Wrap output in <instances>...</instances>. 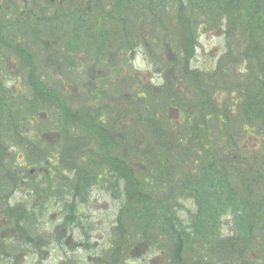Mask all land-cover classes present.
Listing matches in <instances>:
<instances>
[{
  "label": "rangeland",
  "instance_id": "rangeland-1",
  "mask_svg": "<svg viewBox=\"0 0 264 264\" xmlns=\"http://www.w3.org/2000/svg\"><path fill=\"white\" fill-rule=\"evenodd\" d=\"M106 1L0 0V99L4 100L0 121L11 112L21 124L12 140L4 122L0 130V175L5 174V180L0 177V195H4L0 197V264H184V251L196 241L190 240V231L198 228L202 215L200 226L208 225L215 234L210 240L194 237L196 245L216 250L213 245L223 242L230 258L243 254L239 262L234 258L232 262L222 253L216 257L225 254V259L218 262L264 264V252L257 251L264 242V216L259 220V213L264 214V109L257 111L262 114L259 119L250 120L251 107L240 92L243 89L250 101L264 98V74L252 87L253 48H244L261 41L264 49V28L259 23L251 28L232 24L236 12L249 20L257 7L258 22H264V0H235L238 11L221 18L219 12H212L217 10L212 5H193L191 16L190 3L195 0H127L124 9L112 1L115 12L110 16ZM202 10L209 11L211 23L202 19ZM23 48L33 62L26 60ZM32 64L37 67L35 79L30 75ZM224 68L229 78L223 77ZM207 81L213 90L210 98L204 94ZM43 82L46 102L55 111L59 102L65 104L69 123L77 128H81L78 121L85 124L87 119L98 127L101 118L104 127L118 123L113 152L132 150L129 158L132 155L143 166L129 163L125 172L107 167L105 158L84 162L76 152L64 151L53 158L49 154L57 153L28 159L33 146L51 152L64 141L57 131L63 123L61 112L55 118L47 109L40 128L20 122L24 111H19L25 109L27 116L32 103L45 98L39 86ZM206 116L211 119L206 121ZM168 121L176 129L174 141L187 142L185 147L178 144L180 150L184 147L180 152L159 148L170 146L167 135L157 129L161 123V130H169ZM54 124L58 127L51 133ZM85 136L88 141L98 138L90 129ZM154 142L160 156L153 150ZM116 155L122 160L120 152ZM61 158L66 164L62 171ZM150 160L162 180L148 176L144 165ZM215 188L233 201L217 195L223 201L220 208L209 202L202 210L203 192ZM245 200L251 205L250 222L244 213L234 212ZM228 204L233 207L227 208ZM28 207L34 211H25ZM147 209L148 223L151 218L155 230L160 229L157 239L162 244L157 247L153 242L141 244L143 236L137 235L142 225L137 219ZM210 215L217 220L206 222ZM244 220L249 222L245 227ZM255 220L260 242L250 237L253 232L247 226ZM196 250L212 255L202 247Z\"/></svg>",
  "mask_w": 264,
  "mask_h": 264
},
{
  "label": "trees",
  "instance_id": "trees-1",
  "mask_svg": "<svg viewBox=\"0 0 264 264\" xmlns=\"http://www.w3.org/2000/svg\"><path fill=\"white\" fill-rule=\"evenodd\" d=\"M112 1H117L118 3H120V5L122 4L121 5V8L122 9H124L125 7H128L127 6L128 5L127 0H107L106 1V4H107V8L108 9L106 8V10H105L107 12V15L109 13L110 16H112L114 14V12H115V7L112 6V3H113ZM154 2H155V5H156V8H157V2L156 1H154ZM235 2H236L235 0H195L194 1V4H191L190 3V10H191L190 11V15L191 16L193 15V9H194L193 5L195 7H197V6H203V7H205V5H212V7H216L217 8V10H212V12L213 13L215 11L219 12V18H221L223 15H225L226 17H229L230 14H232V16H234V13L237 10L234 7ZM214 4H216V5H214ZM156 8H154V9H156ZM257 8H256V11H255V14L252 15V16H250L249 20H247L246 17H244V16H243V18L240 17V14L238 15L237 12H236V16H234V18L232 20V24L235 27H238V26H240L243 23V24H245V26H249L251 28V25H252V27H254V25H257V23H259V27L260 28H264V22H262V21L258 22L259 16H258V10H257ZM147 11L152 12V10H147ZM202 11L204 12V15H202V19H205L206 18V21H205L206 24L207 23H211V20L212 19L209 18V16L211 15V14H209V11H205V10H202ZM122 12L128 13L125 10H122ZM208 18H209L210 21L208 20ZM244 20L245 21L247 20L248 23L247 22H243ZM169 26L172 27V24H170ZM150 27L152 28V26H150ZM174 29L175 28L172 27L171 28V31H174ZM240 29H241V27H240ZM250 32H251V30L249 31V33ZM253 32H254V30H253ZM242 33L243 32L240 31L239 34H242ZM171 35H173V32L171 33ZM263 35H264V33H263ZM124 36L125 35L122 34V37H124ZM164 37L166 38V33H165V36ZM260 42L261 41H259L258 43H256V45L251 44V45H249L247 47H244V48H246L245 50H251L253 48L252 54L249 56V58L253 60V62H252L253 64L252 65L256 66L255 71L253 73V78H252V80L250 82V84L252 83V87L254 85H257L254 82H259L261 80L260 79L261 74H264V49L261 48ZM22 50H23L22 53L25 55L26 60L29 61V62H33L34 61L33 56L29 52V50L27 48H23ZM244 53L246 54L245 51H244ZM242 54H243V52H242ZM235 65L238 67V64L237 63H235ZM31 71L32 72H31L30 75H31L32 78L35 79L36 78L35 73L37 72V67L33 65V68H32ZM228 72H229L228 69L227 68H224V70H223V77L224 78H229L230 73H228ZM209 83L210 82H208V81L206 83H203V88H205L204 89V94L205 95L207 94L206 96H208L210 98V96L213 94V90L210 89V88H208L209 87L208 86ZM234 83H237V82H233V84ZM39 86H40L41 89H43L42 94H43V96L45 98L42 97V99H43L42 102H41L40 99H36L35 102L32 103L29 112H26L29 115H27V116L25 115V109H22L21 111H19V114L24 111V116L20 117V120H21V118H23V119L20 122L21 123L27 122L29 125L37 124L38 125V128H40L41 127V124H40L41 122H39L40 121V117L43 116V115H46L45 112H46L47 109H49L48 112H51L52 116L55 117V118L58 117V114L61 112L62 113V117L59 120L62 121L63 123L61 124L60 129L57 130V131L59 133V139L62 138V139H64V141L61 143L62 145L59 144L57 146V148H54L51 152H49V150H44L43 151L42 146L39 145V144L36 145L35 148L33 146L34 152L29 151V152H31L33 154V156H31V153H30V155H28L30 158H28V159H31V157H33V158L35 157L33 160H35V159L36 160H41L48 153H57V154H49L53 158L56 155H58L59 152L61 153V152L64 151L67 154L68 153L69 154H75V152H76L79 156H82L83 157V161L84 162L86 161V158H89L88 161H93L94 160V157H96V159L103 158V160L105 158L107 160V162L105 164L107 167L108 166H113V167H116L117 169L124 170L125 172H129V169H128L129 168V166H128L129 163L130 164H136V165L139 164V162L134 161V157L132 155L129 158V153L132 154V153H134V151H132V150L129 151L128 144H127V147L126 148L129 151V153L128 152H125L124 149L123 150H121V149L115 150V152H113L114 149L112 147L111 141L113 140L112 139V136H113V134H115L114 133L115 129L118 128V126H119L118 123H116L115 125H112V124H110V122H108L107 123V126L104 127V124L106 122H105V120H102L101 119V125L98 127L97 125H94L93 126V120L92 119H87V122L85 124H83V123H81V121H78L80 119L79 118V119H77V121H78L77 123H78L79 126H81V128H77L76 127L77 125L74 126L73 124L69 123V113L66 110V107L67 106L65 104H63L62 102L61 103L59 102L58 103L59 104V107L55 111L54 108H53V106H52V103H47L46 102V100H47L46 98H48V93L45 90L46 86L44 84H42V83ZM199 87H201V85ZM240 92H243V94L246 96V103L245 104L246 105H249L251 107L252 116L251 115L249 116L250 117V120L251 119L253 120V118H255V120L259 119L262 114L257 113V111H259V108H261V110L264 109V98H260L259 100H256L254 98L255 99L254 101H250L251 98L248 97V95L246 94V92L243 89H241ZM254 92H256V91H254ZM1 101H4V100L3 99L2 100L0 99V102ZM182 103L183 102H181V104ZM235 105L237 106L236 103H235ZM0 107H2L1 103H0ZM8 114L9 115L6 116V119L5 120H2V123L0 121V124H1L0 130L2 129L3 122H4L5 125L7 126V129L6 130L9 133V138L12 140L18 134V129H19V133H20V127H21L20 125L21 124L20 123L17 124V121H16L17 118L14 117V114L13 113L10 112ZM19 114H18V117H19ZM13 119H15V120L13 121ZM191 119L188 120V122H191ZM209 119H211V118H208L207 116L205 117V120L206 121L209 120ZM65 120H66V122H65ZM155 120L156 121H160L159 118L154 119V121ZM218 123H220V124H222L224 126L226 125V122L224 121L223 118H219V122ZM167 124H171V123L168 121ZM159 125L160 126L157 125L158 126L157 129H159L161 132H164V134L167 135V137L169 139V142H170V146H167V147L162 146V147H159V148H165V149H167V151H171L172 150L173 152L174 151H176V152L179 151L180 152L182 149H184L185 144L187 142L185 143L183 141H180V142L177 143V142L174 141L175 135H174V133H172V131L173 130H176V129L172 126V124L170 125V129L167 130V131L161 130L160 127L162 126V124L159 123ZM57 127H58V124H54V127L50 130L51 133H56V132H53V131L56 130ZM136 127L137 126H134L133 128H136ZM87 128L90 129L93 132V134L96 137H98V138L97 139H94V138L93 139H90L89 140L90 142H89L87 140V136H85L86 133H87V131H88ZM134 131H136V130H134ZM144 131L147 132V128L146 127H145ZM243 131H244V133L247 132L244 127H243ZM44 132H45V130H44ZM71 134L72 135L75 134V136L72 138V137H70V136H72ZM102 135H104L105 137L102 136ZM30 136L31 135H29V137ZM2 139H3V133L0 132V140H2ZM39 141H40V139H39ZM93 141L95 142L94 144L92 143ZM134 141L135 140H132L133 143H135ZM88 143H90V144L88 145ZM105 143L109 144L110 146H108L107 148H105L104 145H103ZM155 143L156 142H154V144ZM179 143H182L184 145V147H182L181 150L179 149L180 146L178 147V144ZM154 144H153V150L158 153V151H157L158 149L155 148L157 146H156V144L155 145ZM99 146H102V147H100L101 150H99V148H98ZM26 147H27V145L25 146V148ZM92 147L94 148V152L93 153H91V151H89V148H92ZM74 148H77V149L76 150H73ZM102 151L104 152L103 154H102ZM107 151H109V153H107ZM119 152L123 155L122 160H120V159H118L116 157L117 156L116 153H119ZM165 154H168V153H165ZM158 155H159V153H158ZM61 159H62V163H63L62 165L60 163V160H58L59 165H61V170L60 171H62V169H64V168H66V166H65L66 164L64 163V159L63 158H61ZM33 160H30V162H32ZM49 162H50V160H49ZM93 162H90L91 165H93ZM139 166H143L142 163H140ZM144 166L146 167V171H149V175L148 176H150L151 179H154L155 180L157 177H160L161 180H162V176H159L158 175L157 167L154 165V161L153 160H150L149 161V165L148 166L147 165H144ZM40 168H41V166H40ZM81 168H82V170L83 169L85 170V167H81ZM150 168H152L153 170L150 171ZM10 170H13V169H10ZM40 170H42V169H40ZM87 170H90L89 166L87 167ZM91 172H93V168H91ZM15 173H17L16 170H15ZM16 176H17V174H15V177ZM0 177H1V179H4L5 174L0 175ZM143 181H144L143 183L147 184L146 180H143ZM78 183L81 184V181L78 180ZM200 185H202V184L200 183ZM1 187H3V184H0V189H1ZM150 187H155V185L153 184V186H150ZM188 187L190 189H193L190 185ZM160 189H162V187H160ZM66 191H67V189H66ZM27 193L29 194V197L30 196L32 197V193L29 190L27 191ZM217 195H220V197L222 199H223V197L226 196L222 192V190L220 191V189H216V188L215 189H209V193H207V191L206 192H203V197H204L203 199L204 200H202L200 198V196H199V198H200L199 199L200 200V203L199 204L202 207V210L204 209V207L209 202H210L209 205H211V204H218V206L220 208V204L222 205L223 201L220 200ZM156 196H158V195H156ZM0 197H4V195L1 194ZM224 201L231 202L233 200H228V197H225L224 198ZM245 201L246 202H242L241 206H237L236 205V207H235L236 209L234 210V212H236V214H239V213L242 212L241 215L244 213L247 216L246 219L249 220V222H250V209H251V207H249L250 202L247 201V200H245ZM251 203H253V202L251 201ZM257 205H256V207H255V205H252V207L254 208L253 210L255 212L259 213L260 210L258 209ZM221 207L223 208V206H221ZM230 207H233V206L231 204H228V207L227 208H230ZM17 208H19V207H17ZM24 210L25 211L28 210V212H29L31 210V208H29V209L24 208ZM13 211H15V210H13ZM16 211L18 212L19 209H16ZM33 211H34V209H33ZM149 211H150V209H147V210H144V211L140 212L139 215L141 216V218L139 217L137 219V221L141 222L142 225H141V229L138 230L137 235L143 236L144 241H142L143 243H141V244H144L145 245L146 242H148V243L149 242H151V243L153 242V244L155 245V247H157L160 244H162L157 239L158 238L157 233H158V230H160V229L155 230L156 229V225H151V221H152L151 218H150V223H148V220H149V217H150ZM219 211H220V209H219ZM146 213H147V215H146ZM207 215L209 216V214H207ZM205 216H206V214H205ZM213 216L214 215H212L209 218L206 217V222L208 220H212V219L214 221H216L217 218H215ZM259 216H258L259 217V220H261V218H263L264 214L259 213ZM201 217L202 218L200 219V224L197 225L198 228H195V229L193 228V230L190 231V237H191L190 240L193 239V240H196L197 241V238H199V239H201V238H204V239L207 238V239H209V237H211V235L215 234V230L212 229V231H211L209 228H207L208 225L205 226V227L204 226H202V227L200 226L202 223H204L203 215ZM146 218H147L146 224L143 225V221ZM133 220H134V222L136 221L135 217L133 218ZM133 220H132V222H133ZM213 220H212V222H214ZM249 222L246 221V220H244L242 225L244 226V225L248 224ZM255 223H256V220L254 221V223L251 226L250 225H247V226H248L249 230H251V232H253V234L250 232L252 234L250 237H253V239L256 240L257 242H260L259 236H258L259 233H255V229H254V224ZM17 226H19V228H20L19 221L17 223ZM209 226H211V227L214 228L213 225H209ZM199 228H201V229L198 230ZM132 231H134V230H132ZM162 231L165 232V229L162 228ZM194 237H197V238H194ZM152 238H154V239L151 240ZM130 240H131V238H129V240H128L129 243H130ZM196 241L193 244H190V246L187 248V251H184V254L186 256L183 254L182 255V258H181L182 262L186 259V261H185L184 264H198V263L199 264H227V262L224 263V261L223 262H218V261H220V259H225V254L222 257H216V256H219V254L221 255L222 253H226V255L228 256V258H230L229 255H228V253H227L229 251H227V248H226V246L224 245L223 242H219L218 241L219 242L218 244H214L213 247H212V248H215L216 249V250H214V249H210V247L207 246L206 244L196 245ZM213 242H214V240H213ZM263 245H264V242H263L262 245L259 244V247L257 248V251L264 252ZM200 246L202 247L203 250L211 252L210 254H212V255L206 256L205 253H204V251H202V250H199L197 252V254L194 253V251H197L196 249L201 248ZM190 248H192V249H190ZM238 249H240V248H238ZM240 250H239V252H240ZM177 252H178V250L175 251V253H177ZM190 253L192 254V256H190ZM231 255H232V253H231ZM242 255H243L242 253L241 254H233L232 258H230L229 260L232 261V260L236 259L237 262H239L242 259ZM200 256L202 257V261H201V257ZM232 262H235V261H232ZM245 263H246V261L243 264H245Z\"/></svg>",
  "mask_w": 264,
  "mask_h": 264
}]
</instances>
